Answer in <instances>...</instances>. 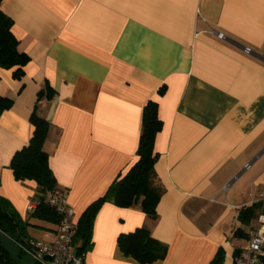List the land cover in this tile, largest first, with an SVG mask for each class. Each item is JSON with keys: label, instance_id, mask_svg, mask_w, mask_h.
Returning a JSON list of instances; mask_svg holds the SVG:
<instances>
[{"label": "crops", "instance_id": "crops-1", "mask_svg": "<svg viewBox=\"0 0 264 264\" xmlns=\"http://www.w3.org/2000/svg\"><path fill=\"white\" fill-rule=\"evenodd\" d=\"M0 9L29 57L21 79L0 67V97L12 101L0 116V198L28 222L27 237L52 242L57 229L30 218L36 185L9 168L34 110L50 124L43 151L77 225L136 160L152 100L162 123L156 220L103 203L84 264H138L117 238L141 227L168 248L152 264H210L219 250L234 264L258 219L244 226L238 214L264 204V0H3ZM46 86L52 99L38 100Z\"/></svg>", "mask_w": 264, "mask_h": 264}, {"label": "trees", "instance_id": "trees-1", "mask_svg": "<svg viewBox=\"0 0 264 264\" xmlns=\"http://www.w3.org/2000/svg\"><path fill=\"white\" fill-rule=\"evenodd\" d=\"M2 1L0 0V4ZM11 24V20L0 9V67L13 70V77L21 79L29 57L18 50V42L11 32ZM164 89H159L158 94L162 95ZM43 97L47 100L52 99L53 92L49 86L38 93V100ZM11 105V100L0 97V116ZM30 123L33 127L32 136L28 144L13 155L9 168L15 180L32 181L36 185V206L30 218L57 225L58 216L45 202L46 193L56 187L55 178L49 168L48 156L43 151L50 124L38 116L36 110L30 116ZM161 129L158 105L155 101L149 100L143 108L136 160L123 176L111 184L103 197L93 202L83 212L78 221L73 238L78 253H85L92 245L93 221L105 202H111L120 208L139 206L151 221L156 220V207L164 192L154 169L158 158L154 150L155 138ZM260 213H264V204L254 203L240 210L238 220L244 226H249ZM28 226V222L23 221L11 206L0 198V232L18 245L30 239L26 232ZM235 233L246 236L241 229H237ZM117 246L124 256L131 257L138 264H152L164 260L168 251L167 246L154 239L146 227L119 235ZM223 258L224 253L219 250L210 264H222ZM16 261L11 259L0 245V264H16Z\"/></svg>", "mask_w": 264, "mask_h": 264}, {"label": "built area", "instance_id": "built-area-1", "mask_svg": "<svg viewBox=\"0 0 264 264\" xmlns=\"http://www.w3.org/2000/svg\"><path fill=\"white\" fill-rule=\"evenodd\" d=\"M215 34L219 39H224L222 34ZM244 51L250 53L249 48ZM68 200V191L57 187L45 195L47 206L59 218L52 242L27 239L18 244L21 252L29 256L34 264H84L85 253H78L73 243L77 225ZM33 209L32 205L28 207L29 212ZM234 264H264V214L258 217L254 232L247 245L238 252Z\"/></svg>", "mask_w": 264, "mask_h": 264}, {"label": "water", "instance_id": "water-1", "mask_svg": "<svg viewBox=\"0 0 264 264\" xmlns=\"http://www.w3.org/2000/svg\"><path fill=\"white\" fill-rule=\"evenodd\" d=\"M0 245L11 259L21 255V248L9 237L0 232Z\"/></svg>", "mask_w": 264, "mask_h": 264}, {"label": "rangeland", "instance_id": "rangeland-1", "mask_svg": "<svg viewBox=\"0 0 264 264\" xmlns=\"http://www.w3.org/2000/svg\"><path fill=\"white\" fill-rule=\"evenodd\" d=\"M16 260V264H34L33 260L26 254H21Z\"/></svg>", "mask_w": 264, "mask_h": 264}]
</instances>
